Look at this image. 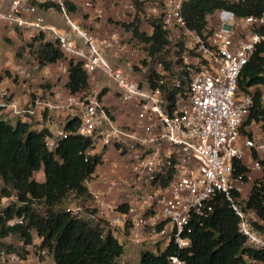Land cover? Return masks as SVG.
Here are the masks:
<instances>
[{"label": "built area", "instance_id": "built-area-1", "mask_svg": "<svg viewBox=\"0 0 264 264\" xmlns=\"http://www.w3.org/2000/svg\"><path fill=\"white\" fill-rule=\"evenodd\" d=\"M46 1L57 5L58 11L40 10L37 3ZM189 1L9 0L7 9L0 10V30L56 45L66 59L82 64L89 90L57 104L35 98L32 107L26 108L16 104L8 88L0 87V112L30 121L38 111L68 108L79 119L77 133L91 139L92 152L103 155L111 148L126 157L131 179L111 180L105 192H92L87 203L68 209L100 223L121 244L136 248L169 241L179 251L188 249L192 222L209 215L214 198L222 195L238 217L245 247L264 251V233L254 226L264 223L254 209L236 204L245 182L233 167L234 161H240L249 173L262 171L264 123L252 121L244 128L250 137L242 136L240 129L254 101L253 94L239 91L238 80L258 49L264 58V15L237 16L220 9L207 16L206 25L198 31L188 26L183 15ZM51 12L59 21L46 17ZM101 23L110 30L101 29ZM157 31L164 41L160 48L153 39ZM154 47L158 50L153 55ZM31 64L39 70L36 61ZM66 70L63 65L59 72L65 75ZM16 75L27 78L24 69ZM104 89L133 108L135 126L114 119L98 98ZM259 89L264 108V89ZM252 131H257L256 137ZM49 133L45 146L54 150L66 134L62 130ZM119 189L126 190L124 201L113 205L106 196ZM122 205H126L124 211L119 210ZM20 223L16 219L8 224ZM242 258L238 264H261L248 255ZM0 261L25 263L4 251ZM168 261L187 264L177 255Z\"/></svg>", "mask_w": 264, "mask_h": 264}, {"label": "trees", "instance_id": "trees-1", "mask_svg": "<svg viewBox=\"0 0 264 264\" xmlns=\"http://www.w3.org/2000/svg\"><path fill=\"white\" fill-rule=\"evenodd\" d=\"M37 6L45 12L50 9L58 11L57 5L51 1L37 3ZM220 9H229L237 16H261L264 15V1L229 3L223 0H191L183 6V15L190 28L200 31L206 25V17ZM137 26H134L136 34ZM2 30L9 32L7 29ZM18 36L22 39L19 33ZM153 39L159 48L163 46V36L158 31ZM23 42L28 57L32 56L31 61H36L39 69L67 62L63 88L70 96H83L88 92V75L80 62L66 59L56 45L41 42L39 37ZM158 47L151 50L153 55ZM261 53L262 50L258 49L238 80L239 91L253 94L254 101L240 131L252 121L264 123V108L259 99V88L264 89V58L260 56ZM4 77L11 75L8 71L0 73V84ZM106 93L107 90H102L98 98L101 100ZM33 120L18 119L14 123L0 120L1 196L6 199L14 197L16 200L0 210V240L12 235L17 237L21 241L19 249L23 252L19 256L21 260H25L28 248L32 247L49 255L53 264H119L124 245L106 227L69 212L67 207L69 204L79 206L91 199L85 183L97 166L102 164V155L92 152L94 148L89 137L77 133L78 118L66 120L62 128L66 136L57 141L54 150L45 146L49 130L34 129ZM253 159H257L255 154ZM259 162L262 166L261 178L252 182L246 198L241 197L236 204L244 210L254 209L264 223V160ZM233 167L235 174L242 175L243 181L247 182L248 170L245 165L234 161ZM37 172L42 173V182L34 179ZM232 195L235 199L240 198L235 192ZM37 203L44 208L42 213L33 207ZM212 206L209 215L192 222V231L188 235L191 246L188 249L179 251L172 242L164 251H160L157 246V253L151 250V246L141 247L139 264H169L168 258L172 255H177L187 264H238L243 262V255L264 264V251L245 247V238L237 228L238 217L225 197L217 195ZM125 209L126 205L119 207L120 211ZM16 219H20L21 223L8 224ZM254 226L264 233V224ZM35 238L39 239L37 245L34 244ZM2 251L15 253L16 250L12 245L0 241V253Z\"/></svg>", "mask_w": 264, "mask_h": 264}, {"label": "crops", "instance_id": "crops-1", "mask_svg": "<svg viewBox=\"0 0 264 264\" xmlns=\"http://www.w3.org/2000/svg\"><path fill=\"white\" fill-rule=\"evenodd\" d=\"M111 13H112L111 10H108L106 12L107 16H110ZM52 16L53 18H55L56 21H59L56 15H52ZM77 17L79 19L80 16ZM99 27L106 31L110 30L109 27L103 25V23H101ZM11 37H12L11 35H8L7 38H11ZM49 69H50L49 66L41 69L47 80H48L47 75ZM3 71H8L12 75H15L16 74L15 72H17V70H13V69H5L2 65L0 66V73H2ZM12 75L11 77H4L0 84V87L8 88L12 94V99L19 106L26 108L32 107L35 98H41L42 101L51 104H57L59 101H65L68 99L69 94L67 93V91L65 90L60 91L58 87H54V86L49 87V82L47 81H45L47 82L46 84L47 86L45 89L37 88L36 86L29 87L28 85L26 86V84H24L23 82L16 85L12 82ZM102 102L104 103L105 106H107L111 110L114 119L118 123L132 127L136 125V117L133 108L129 104L122 103L117 97H115L113 92L111 91L107 92L102 97ZM70 117H71V111L68 108H61L58 110L56 109L44 110L41 111V113L40 111H38L36 117L33 118L34 119L33 128L38 130L42 128H47L49 131L54 130L55 132L61 131L64 123ZM0 120H5V121H9L10 123H14L15 121L18 120V118L11 116L7 112H0ZM251 134L253 137H256L257 135L256 132H253ZM93 153L98 154V151H95ZM262 158H264V156H262ZM244 163L247 164V160L244 161ZM253 174L254 173H249V172L246 174L247 182H245V186H248L247 193H249L252 182L254 180V178L252 177ZM131 178H132V172L130 166L128 165V161L126 157L119 154L115 149L110 148L103 153L102 164L97 166L96 170L91 175L90 179L86 181L85 185L90 194L92 192L103 193L108 189L107 186L111 180H122V179L129 180ZM256 178L260 179L261 173H259V175H257ZM37 181L42 182L43 176L40 175ZM125 192H126L125 189L115 190L110 195L106 196V198L113 205H118L119 203L124 201L122 195ZM242 197L246 198V195Z\"/></svg>", "mask_w": 264, "mask_h": 264}, {"label": "rangeland", "instance_id": "rangeland-1", "mask_svg": "<svg viewBox=\"0 0 264 264\" xmlns=\"http://www.w3.org/2000/svg\"><path fill=\"white\" fill-rule=\"evenodd\" d=\"M8 4H9V0H0V10L5 9ZM7 9V8H6ZM52 15H56L53 12L51 13H47L46 17L50 18L51 20L55 21V18H53ZM77 16H81V12H78ZM126 19V17H125ZM109 23H112V20L109 19L108 20ZM119 24H122L119 21ZM10 33H8L5 30L0 31V66L3 65V67L5 69H13V70H17V72H19L21 69H24L26 71L27 74V78H24L23 80L19 79L17 77V75H12V82L14 84H20L21 82H23L24 84H26V86L28 85L33 86V87H37V88H42L43 86H45L47 84V82H49V86L52 87H58L59 90H65L63 88V83L65 80V76L62 75L59 72L60 67H62L63 65H66L67 62L66 61H62L59 65H55V66H50V69L48 71V80L47 78L44 76L43 72L41 71V69L39 70H33L32 69V64H31V58L28 57L27 53H26V49L24 47L25 43L23 42V40L18 36V34H13L11 35V38H7V35H9ZM21 53V55L18 56V53ZM15 72V73H17ZM47 81V82H45ZM53 81V83H52ZM100 85H103V81L100 82ZM99 85V86H100ZM70 97V95H68V98ZM67 101V100H65ZM121 101V100H120ZM72 117V116H71ZM70 117V118H71ZM255 128V127H254ZM256 130V129H255ZM257 132V131H256ZM242 136H247L248 133H245L244 129H242L241 131ZM262 134V133H261ZM42 175L41 172H37L34 176V179L37 181L39 179V176ZM257 175H259V173H254L252 175V177L254 178L253 181L258 180L256 177ZM2 183L0 180V210L4 209L7 207L8 203L9 205L14 203L16 200L15 198H11L9 199L5 204L2 203V200L4 199V197H2L1 195V189H2ZM247 187L245 186V189L243 191L242 196L247 195ZM75 204H69L67 207H69V209L74 208ZM33 207L40 213H42L44 211V208L40 205V204H34ZM2 243L6 244V245H12L15 250V253L17 257H19L21 254H23V252L19 249L21 248V241L15 237V236H9L3 240H0ZM169 241H165L162 243H159V245H152L151 246V250L154 253L158 252L157 246L159 248L160 251H164L166 249V247L168 246ZM141 247H136V248H132L130 245H124V252L123 255L118 259V263L119 264H139V251H140ZM5 250V249H3ZM18 253V254H17ZM20 258V257H19ZM25 263L24 264H52V259L49 255H47L45 252L40 253L38 252L35 248L29 247L28 248V255L26 256L25 260H23ZM0 264H20L17 262H9V261H0Z\"/></svg>", "mask_w": 264, "mask_h": 264}]
</instances>
